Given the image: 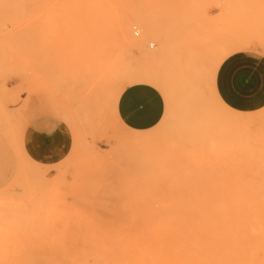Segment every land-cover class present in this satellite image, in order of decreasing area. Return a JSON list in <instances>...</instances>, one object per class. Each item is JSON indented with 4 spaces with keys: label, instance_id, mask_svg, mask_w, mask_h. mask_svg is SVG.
I'll return each mask as SVG.
<instances>
[{
    "label": "rangeland",
    "instance_id": "374dc122",
    "mask_svg": "<svg viewBox=\"0 0 264 264\" xmlns=\"http://www.w3.org/2000/svg\"><path fill=\"white\" fill-rule=\"evenodd\" d=\"M123 18L132 39L134 19L155 27L165 51L140 59ZM135 70L168 83L143 131L113 114ZM38 124L46 158L26 148ZM249 149L264 150V0H0V262L110 258L172 211L224 210L261 176L243 172Z\"/></svg>",
    "mask_w": 264,
    "mask_h": 264
},
{
    "label": "bare ground",
    "instance_id": "6f19581e",
    "mask_svg": "<svg viewBox=\"0 0 264 264\" xmlns=\"http://www.w3.org/2000/svg\"><path fill=\"white\" fill-rule=\"evenodd\" d=\"M197 13L201 19L206 16L201 8ZM134 20L142 26L139 38L130 37L129 25L124 18L117 25V33L130 48L137 51L140 59L152 62L165 51L164 38L158 36V30L152 25L140 18ZM191 30L186 32V40L190 38ZM150 38L158 40L161 52L147 50L145 44ZM148 45L152 46V42ZM121 78L125 86L145 83L158 90H166L168 84L150 70L123 73ZM113 114L115 116V101ZM149 138V134H132L122 140L129 145H138ZM244 152L243 172L261 176L237 183L236 194L224 210L172 211L167 226L140 229L136 242L115 247L110 252V258L9 261L0 264H264V150L255 152L249 149ZM164 190H168L167 186ZM147 192L158 191L149 187ZM187 202L190 204V200Z\"/></svg>",
    "mask_w": 264,
    "mask_h": 264
},
{
    "label": "crops",
    "instance_id": "0c3cea01",
    "mask_svg": "<svg viewBox=\"0 0 264 264\" xmlns=\"http://www.w3.org/2000/svg\"><path fill=\"white\" fill-rule=\"evenodd\" d=\"M222 62V61H221ZM223 65V62L220 63ZM164 103L158 89L145 83L122 88L115 100V118L121 126L143 131L156 125L162 117ZM27 151L35 157L50 156L52 148L42 126L32 125L26 136Z\"/></svg>",
    "mask_w": 264,
    "mask_h": 264
}]
</instances>
